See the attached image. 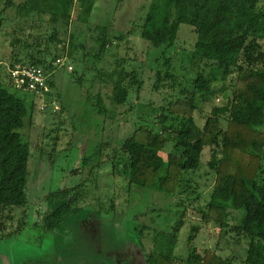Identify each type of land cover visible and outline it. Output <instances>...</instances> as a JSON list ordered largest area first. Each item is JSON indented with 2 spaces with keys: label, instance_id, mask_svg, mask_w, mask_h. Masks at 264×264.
Here are the masks:
<instances>
[{
  "label": "trees",
  "instance_id": "trees-1",
  "mask_svg": "<svg viewBox=\"0 0 264 264\" xmlns=\"http://www.w3.org/2000/svg\"><path fill=\"white\" fill-rule=\"evenodd\" d=\"M96 1L25 0L15 5L12 0H0V15L8 8H14L15 15L22 20L30 16L41 20L48 15L49 24L68 26L75 16L78 22L85 24ZM258 3L259 0L148 1L140 38L149 46L163 48L162 54L175 48L183 13L194 14L199 25L193 31L195 42L189 54V68L195 74L189 88L183 87L176 94L171 83L175 76L167 67L155 72L153 91L167 88L171 91L169 100L164 99L157 108L159 129L136 123L123 143L113 147L114 154L119 157L112 163L113 170L124 177L129 189L151 191L164 198L180 200L174 204L178 216H185L187 211L181 196L198 202L202 192L196 179L211 178L208 200L197 210L200 219L205 225L214 224L220 228L219 238L232 234L236 240L232 245V257H224L217 245L200 252L194 245V233L187 239L186 258L180 260L174 255L178 242L174 233L183 226L179 220L173 233L154 231L148 255L140 243H136L132 262L140 257L142 264H176L177 261V264H264V7ZM56 37L53 33L49 41H56ZM98 42L93 65L98 64L110 43L107 35L99 37ZM38 47L37 43L35 48ZM29 49L27 46L16 53L6 69L9 84L0 86V221L10 220L14 209L22 208L27 202L30 148L22 140V131L32 119L34 105H37L34 95L14 87L10 71L17 65L36 66L49 75L44 107L40 109L37 105L40 113H47L51 76L57 71H65L63 67L57 69L53 65L60 58L59 54L47 61L29 53ZM75 49L72 38L61 48L70 58ZM21 56L29 62H22ZM206 68H209L208 76L204 71ZM115 73L112 110L131 104L130 91L134 89L137 95L141 89L136 71L127 73L121 69ZM229 77L233 81L230 96L220 105L213 102L199 126L196 114L202 110L198 104L211 94L215 80ZM79 80L82 81V75ZM165 80L170 84H162ZM92 99L88 93V103L98 109V113L99 110L103 114L108 111L100 95L96 96V103ZM173 136L178 137L175 142ZM171 142L177 153L166 151ZM206 151L212 155L205 164L207 170L199 174ZM69 201L64 192L63 208L69 207ZM76 215L73 220L78 219ZM36 217L38 222L32 226L34 233L26 235L24 241L41 246L54 227L44 213ZM94 217L90 216L91 219ZM43 221V225L40 224ZM86 221L79 218L78 230L70 233L92 234L91 226L84 225ZM55 228L61 230L62 226ZM20 233H24L23 229ZM237 243H242L243 258L238 257L234 249ZM92 264L99 263L94 261Z\"/></svg>",
  "mask_w": 264,
  "mask_h": 264
},
{
  "label": "rangeland",
  "instance_id": "rangeland-1",
  "mask_svg": "<svg viewBox=\"0 0 264 264\" xmlns=\"http://www.w3.org/2000/svg\"><path fill=\"white\" fill-rule=\"evenodd\" d=\"M12 1L16 5L25 0ZM148 1L97 0L88 23H80L74 16L68 26L49 24L48 15L41 20L33 16L22 20L15 15L14 8L0 15L2 87L9 84L6 69L10 61L25 47L30 46L29 53L47 61L56 54L65 57L61 48L70 38L76 48L73 57L66 58L72 70L57 71L51 76L47 113L38 111L41 100L36 97L38 106L34 105L32 119L22 131V140L30 148L27 202L22 208L14 209L10 220L0 221V264H92L94 261L142 264L140 257L132 262L135 244L139 242L148 255L154 231L173 233L179 220L183 226L174 233L178 238L176 258H186L187 239L194 233V245L200 252L217 245L224 257H232L236 239L232 234L219 238L220 228L214 224L205 225L197 211L208 200L211 178L196 179L202 192L198 202L181 196L187 211L185 216H178L174 204L180 200L129 189L124 177L113 170L112 163L119 158L113 147L123 143L136 123L159 129L157 108L169 100L171 91L168 88L153 91L155 72L167 67L175 76L171 83L176 94L189 85L195 74L189 68V54L195 42L193 31L199 25L194 14L183 13L176 46L164 53V60L163 48L149 46L140 38ZM258 5L264 7V0H259ZM53 33L57 40L49 41ZM103 35H107L110 43L98 64L93 65L99 48L98 38ZM37 43L39 47L35 48ZM21 59L29 62L23 56ZM121 69L127 73L136 71L141 89L137 95L134 89L130 91L131 104L112 110L111 98L115 92L112 83L117 79L115 70ZM204 71L208 76L209 68ZM81 75L82 81L79 80ZM164 83L170 84L167 80L162 81ZM232 84L230 77L213 82L211 94L198 104L202 110L196 114L199 126L213 102L220 105L230 96ZM88 93L95 103L96 96L100 95L108 111L103 114L102 110L98 113V109L92 108L87 100ZM177 139V136L172 137L173 142ZM166 151L177 153L172 142ZM211 155L210 151L205 152L199 174L207 170L205 164ZM64 192L70 199L68 208H63ZM43 213L54 227L52 232L41 246L25 243V236L34 233L32 226L38 222L36 216L41 217ZM74 215L87 220L84 225L91 226L92 234L70 233L80 226L78 219L73 220ZM92 215L94 219L90 218ZM56 225H61L62 229H56ZM22 229L23 234L20 233ZM240 244L234 249L237 256L243 258L245 252Z\"/></svg>",
  "mask_w": 264,
  "mask_h": 264
},
{
  "label": "built area",
  "instance_id": "built-area-1",
  "mask_svg": "<svg viewBox=\"0 0 264 264\" xmlns=\"http://www.w3.org/2000/svg\"><path fill=\"white\" fill-rule=\"evenodd\" d=\"M67 57H60L55 60L54 66L58 68H64L71 71L72 67L68 66ZM11 79L14 83V87L24 92H29L35 97H39L41 103L40 109L44 107L45 93L48 91L47 80L49 75H46L41 67L36 66H19L17 65L10 71Z\"/></svg>",
  "mask_w": 264,
  "mask_h": 264
}]
</instances>
